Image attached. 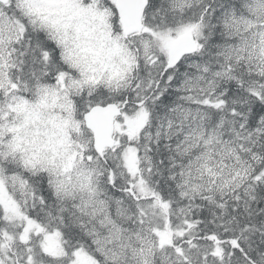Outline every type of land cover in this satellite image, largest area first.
<instances>
[{
    "label": "snow or ice",
    "instance_id": "1",
    "mask_svg": "<svg viewBox=\"0 0 264 264\" xmlns=\"http://www.w3.org/2000/svg\"><path fill=\"white\" fill-rule=\"evenodd\" d=\"M0 264H264V0H0Z\"/></svg>",
    "mask_w": 264,
    "mask_h": 264
}]
</instances>
